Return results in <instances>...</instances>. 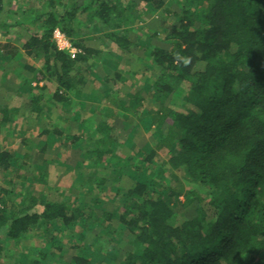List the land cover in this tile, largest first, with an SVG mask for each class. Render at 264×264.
I'll use <instances>...</instances> for the list:
<instances>
[{
    "label": "trees",
    "instance_id": "1",
    "mask_svg": "<svg viewBox=\"0 0 264 264\" xmlns=\"http://www.w3.org/2000/svg\"><path fill=\"white\" fill-rule=\"evenodd\" d=\"M72 1L44 0L41 8L7 10L9 0H0V30L10 33L13 26L27 25L20 46L12 37L0 42V58L10 55L0 65L2 78L16 73L29 85L26 107L38 115L47 102H65L88 130L84 136L67 135L81 149L77 163L84 171L80 180L70 179L71 198L59 185L41 196L31 187L0 184V236L26 239L39 232L43 237L45 245L22 264H54L57 256L61 264H264V0H185L178 5L160 45H151V74L141 90L157 103L147 113L155 115L164 133L156 147L124 156L118 165L112 159L129 131L73 106L74 97L81 105L89 94L82 65L102 53L88 44L82 28L93 23L113 44L129 50L139 43L133 26L144 13L135 0ZM140 1L147 5L143 11L152 14L169 11L172 0ZM57 27L80 48L76 58L57 47ZM160 34L156 30L151 38ZM20 48L29 59L14 58ZM44 80L57 85L53 94L39 84ZM179 91L187 103L184 110L170 106ZM136 97L142 99L140 93ZM101 109L113 115V108ZM19 112L0 105V171L5 175L29 166L16 160L5 142L4 129ZM61 127L42 133L56 139ZM159 149L168 155L162 163L155 160ZM166 165L173 170L171 178ZM174 169H182L183 176ZM124 174L133 178L126 189L119 184ZM102 192L116 204L96 206L100 199L94 194ZM99 221L112 236L118 230L132 233L133 249L121 256L117 248L93 246L88 231ZM61 237L68 239L64 243ZM5 246L0 244V255L7 253Z\"/></svg>",
    "mask_w": 264,
    "mask_h": 264
},
{
    "label": "rangeland",
    "instance_id": "2",
    "mask_svg": "<svg viewBox=\"0 0 264 264\" xmlns=\"http://www.w3.org/2000/svg\"><path fill=\"white\" fill-rule=\"evenodd\" d=\"M76 1L81 4L85 0ZM135 1L136 9L144 15L143 19L133 26L135 36L139 37V43L129 50H122L117 47L109 41L103 30L93 23L82 28L83 37L86 38L88 44L101 50L102 53L99 57L91 58L88 64L82 65V70L89 79V85L86 86V91L89 94L87 97H83L81 105L78 102L80 99L74 97L75 104H73V106H77L87 113L91 112L94 116L102 117L109 123L129 131L128 139L118 145L116 155L113 156L112 160L117 165L126 161L124 156L138 151H150L156 147L159 137L164 133L162 129H157L156 119H153L155 115L147 113L148 109H157V103L155 104L153 98L142 93L141 90L151 74V45H160L164 37V28H169L175 21L176 15L173 12L174 10L179 11L180 3L185 0L169 1V11L158 10L152 14L143 11L147 8L145 3L140 0ZM43 2L44 0H9L6 8L13 10L18 5L41 8ZM64 2L71 5L74 1L64 0ZM80 18L83 20V17ZM156 30L160 31L161 34L151 38L152 33ZM9 32L0 30V42L5 43L12 37V42H16L20 46L23 40L19 35H26L27 25L13 26ZM14 58L23 61L28 56L20 48ZM30 60L33 61V59ZM9 61L10 55H3L0 58V65ZM41 62H37L38 66L41 65ZM24 72L28 76L31 75L27 70ZM118 72L122 78H117ZM106 76L116 79L109 81ZM33 84L36 85L37 82L34 81ZM39 84H46L50 95L57 88L55 83L48 80L41 81ZM188 85L189 82L185 81L184 86L187 88ZM91 87H93V91L90 90ZM101 93L103 97H100ZM138 93L142 95L141 100L136 97ZM181 93V91L175 93L176 95L172 99L174 102L170 104L177 110H184V106L187 104L181 98ZM31 95L32 91L29 85L22 81L16 73L11 72L8 77L3 79L0 70V105L7 104L20 109L18 115H15L14 119L4 129L5 142L9 150L14 153L16 160L30 166L20 167L19 172L13 174L7 173L5 175L0 171V184L8 188L15 187V189L24 186L31 187L41 196H47L51 187L59 185L64 189L66 198H71L73 188L70 179L77 177L80 180L84 171L77 163V160L81 158V149L78 144L76 145L69 137L67 138V135L76 132L78 135L84 136L88 131L85 121H81L78 114L74 113L72 109L70 110L65 102H47L43 112L38 115L34 110L26 107ZM101 106L113 108V115L109 117L102 113ZM58 125L62 126V133L56 139H51V135L45 137L42 133L47 128H51V132H53V129ZM81 143L86 144V141L83 140ZM167 159L168 155L165 150L159 149L155 160L162 163ZM166 166L168 168L166 176L171 178L173 170L168 165ZM174 172L178 176H183L182 169H174ZM132 183V175L124 174L119 184L126 189ZM106 186L110 187L111 181H108ZM94 195L100 199L95 202L96 206H99L101 202H105L104 204L107 206L116 204L108 193L102 192ZM181 198L184 199L183 196ZM86 200L92 201V195H87ZM179 211L183 212L184 208H179ZM87 238L93 246L103 251L110 247L117 248L121 256L133 249L130 242L132 233L118 230L112 236L108 232L107 226L100 221L93 224L88 231ZM64 239L68 238L61 237L60 241L65 243ZM5 243H8V246H5L7 253L2 252L0 255V264L14 263L18 260L19 264H22L27 255L38 254L45 245V240L39 235V232H33L26 239L15 240L6 239L4 235H1L0 244L5 245ZM46 248L48 249V245ZM53 262L54 264H61V258L57 256Z\"/></svg>",
    "mask_w": 264,
    "mask_h": 264
},
{
    "label": "built area",
    "instance_id": "3",
    "mask_svg": "<svg viewBox=\"0 0 264 264\" xmlns=\"http://www.w3.org/2000/svg\"><path fill=\"white\" fill-rule=\"evenodd\" d=\"M53 40L60 50H63L70 54L72 58H76L80 53V48H78L72 41V39L61 30L59 27L55 28L53 32Z\"/></svg>",
    "mask_w": 264,
    "mask_h": 264
}]
</instances>
